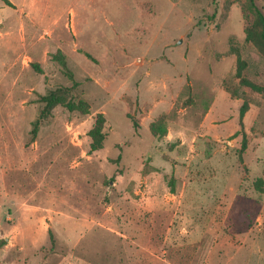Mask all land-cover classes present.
Masks as SVG:
<instances>
[{
  "label": "rangeland",
  "instance_id": "1",
  "mask_svg": "<svg viewBox=\"0 0 264 264\" xmlns=\"http://www.w3.org/2000/svg\"><path fill=\"white\" fill-rule=\"evenodd\" d=\"M261 30L249 0H0V264H264Z\"/></svg>",
  "mask_w": 264,
  "mask_h": 264
},
{
  "label": "trees",
  "instance_id": "2",
  "mask_svg": "<svg viewBox=\"0 0 264 264\" xmlns=\"http://www.w3.org/2000/svg\"><path fill=\"white\" fill-rule=\"evenodd\" d=\"M252 7L255 10V13L257 15L258 23H260L262 30H261V37L264 39V12L261 10V8L258 7L256 4L255 0H249ZM62 67L64 72L69 76L71 80H74L73 73L70 71V69L67 66V63L65 61L62 62ZM68 89L66 88H57L54 90H50L46 95L42 96L41 99L45 103V106L43 110L41 111L38 119L34 122V128H33V133L36 134L39 130V124L40 120L43 117H46V115L51 111V109L56 105L57 101L59 98L67 92ZM244 111V108L242 107V112ZM241 126H243V121L241 119L240 122ZM137 127V124L135 125ZM94 133V142H93V147L94 148H100L102 146V142L104 139L103 133L99 129H95L93 131ZM243 134V141H242V150H245L247 148V136L246 133L242 127V130L237 131V134Z\"/></svg>",
  "mask_w": 264,
  "mask_h": 264
},
{
  "label": "crops",
  "instance_id": "3",
  "mask_svg": "<svg viewBox=\"0 0 264 264\" xmlns=\"http://www.w3.org/2000/svg\"><path fill=\"white\" fill-rule=\"evenodd\" d=\"M211 115V110L207 113L206 117H205V121H207V119L210 117ZM205 123V122H204Z\"/></svg>",
  "mask_w": 264,
  "mask_h": 264
}]
</instances>
